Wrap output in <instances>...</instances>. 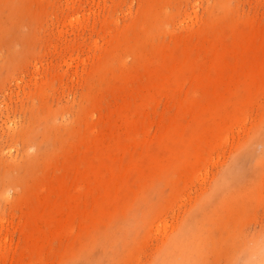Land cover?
Wrapping results in <instances>:
<instances>
[{
	"label": "rangeland",
	"instance_id": "obj_1",
	"mask_svg": "<svg viewBox=\"0 0 264 264\" xmlns=\"http://www.w3.org/2000/svg\"><path fill=\"white\" fill-rule=\"evenodd\" d=\"M173 259L264 264V0H0V264Z\"/></svg>",
	"mask_w": 264,
	"mask_h": 264
},
{
	"label": "bare ground",
	"instance_id": "obj_2",
	"mask_svg": "<svg viewBox=\"0 0 264 264\" xmlns=\"http://www.w3.org/2000/svg\"><path fill=\"white\" fill-rule=\"evenodd\" d=\"M175 259L171 260L170 264H182L183 263V262L175 260Z\"/></svg>",
	"mask_w": 264,
	"mask_h": 264
}]
</instances>
